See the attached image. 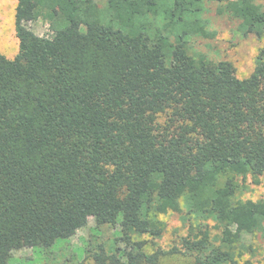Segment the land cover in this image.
Returning <instances> with one entry per match:
<instances>
[{"label": "trees", "instance_id": "16d2710c", "mask_svg": "<svg viewBox=\"0 0 264 264\" xmlns=\"http://www.w3.org/2000/svg\"><path fill=\"white\" fill-rule=\"evenodd\" d=\"M210 2L264 39V0H17L19 50L0 54V264L25 245L44 264H264L243 259L264 199L240 197L264 174V42L243 78L195 48L215 36ZM168 212L186 233L164 249ZM89 218L79 257L56 258Z\"/></svg>", "mask_w": 264, "mask_h": 264}, {"label": "rangeland", "instance_id": "374dc122", "mask_svg": "<svg viewBox=\"0 0 264 264\" xmlns=\"http://www.w3.org/2000/svg\"><path fill=\"white\" fill-rule=\"evenodd\" d=\"M99 5H104V0H98ZM17 0H0V54L7 58H13L19 50V41L15 35L14 14ZM205 17L209 22V29L215 32L213 38H197L194 41V47L205 53L214 60H228L235 67V73L238 78L246 77L254 65V57L263 44L264 39H258L254 35H240L237 30V20L226 13H220L218 8L220 4L210 2L207 4ZM28 27L37 35L48 33V24L41 19L29 21ZM241 181V178H239ZM244 187L240 189V197L243 199H264V174L260 176L259 184H254L251 177L244 181ZM165 223V231L162 237L157 241L158 246L168 249L177 245L178 237L186 233V224L184 225L177 213L168 212L160 216ZM92 225V218L88 219L87 225L74 229L68 239H57L52 247V252L57 255L72 254L79 257V250L84 239L88 234V226ZM212 233L215 231L211 229ZM112 230L108 227L104 229V236L111 235ZM245 241L252 242L257 248V256H244L243 259H250L255 263L262 259L264 255V234L257 233L253 236L248 235ZM64 244V247H62ZM152 247H149L150 251ZM44 249L31 248L28 245L15 250L10 264H44L51 259H47L43 253ZM70 264V263H68ZM160 264H183V257L180 254L166 256Z\"/></svg>", "mask_w": 264, "mask_h": 264}]
</instances>
